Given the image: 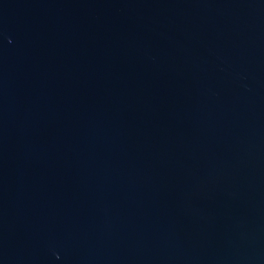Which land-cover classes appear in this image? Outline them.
<instances>
[{
	"label": "water",
	"instance_id": "95a60500",
	"mask_svg": "<svg viewBox=\"0 0 264 264\" xmlns=\"http://www.w3.org/2000/svg\"><path fill=\"white\" fill-rule=\"evenodd\" d=\"M0 264H264V0H0Z\"/></svg>",
	"mask_w": 264,
	"mask_h": 264
}]
</instances>
